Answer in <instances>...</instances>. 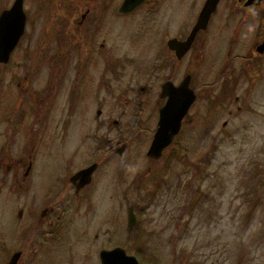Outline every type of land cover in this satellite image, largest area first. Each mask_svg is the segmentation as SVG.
<instances>
[{
	"label": "rangeland",
	"instance_id": "374dc122",
	"mask_svg": "<svg viewBox=\"0 0 264 264\" xmlns=\"http://www.w3.org/2000/svg\"><path fill=\"white\" fill-rule=\"evenodd\" d=\"M85 1L88 0H72V4L78 8ZM11 3L0 0V12ZM65 3L66 0H24V34L9 61L0 62V104L6 96L23 97L25 106L34 96L33 100L43 104L40 111L28 112V126L20 131L11 130V123L0 116V146L9 145L0 147V264L31 241L32 259L26 260L25 249L19 264H99V249L114 245L134 255L139 264H264V96L258 92L260 82L253 76L238 78L246 66L250 70L247 59H240L236 66V84H228L224 78L227 50L236 34L239 33L235 52L247 54L251 53L253 40L264 36V7L257 17L249 18L245 30L244 25L240 27L241 11L230 18L222 2L210 24L198 34V47L210 58L204 56L199 66L196 48L184 60L183 72L197 73V83L199 77L207 84L219 81L215 82L219 87L212 99L201 84H195L199 95L184 120L185 157L180 161L175 140L159 159L147 156L149 141L141 143L145 132L137 128L139 118L135 114L139 108L128 107L132 98L123 96L124 89L133 87L130 71L136 56L144 53L147 60L158 50L160 25L156 35L148 40L140 38L144 47L134 46L136 31L109 32L101 52L114 62L119 78L107 75L100 81L107 66L95 71L87 69L82 77L83 67L76 68L72 63L67 68L64 58L53 62L50 57L62 56L68 43L67 32L46 36V4L55 9L57 18L66 19L65 14L71 10L67 12ZM202 5L203 0H183L179 19L184 34ZM152 8L146 4L135 19L146 16L148 10L151 19L158 17ZM121 21L119 18V27L130 28ZM78 51L76 48L77 56ZM200 56L199 52L198 59ZM262 63L264 57L259 65ZM207 70L205 78L202 74H208ZM87 88H94L100 98L86 100V111L82 113V100L76 96H88ZM232 88L240 95L237 101L234 96L225 99ZM12 103L2 107L9 109ZM189 118L192 122L186 121ZM31 161L33 177L17 181L14 174L22 177ZM92 161L100 162L94 175L97 187L93 197L100 218L86 222L84 213L88 214L90 201L83 200L82 194L75 198L82 204L79 214L74 210L66 215L72 232L64 243L43 240L42 236L29 240V232L21 236L29 231L31 216L24 211L23 218H17V209H26L30 201L32 211L36 210L42 198L39 192L46 191L39 189V183L44 180L53 194L55 190L65 193L71 188L69 177ZM162 167H166L167 175L159 180ZM86 192L87 188L85 195ZM131 206L136 221L129 229Z\"/></svg>",
	"mask_w": 264,
	"mask_h": 264
},
{
	"label": "flooded vegetation",
	"instance_id": "af4514ba",
	"mask_svg": "<svg viewBox=\"0 0 264 264\" xmlns=\"http://www.w3.org/2000/svg\"><path fill=\"white\" fill-rule=\"evenodd\" d=\"M11 1L12 3L10 7L12 6L15 0H11ZM124 1L125 0H88L79 4L78 7L79 9H78L76 4H72V0H66V3L64 4V8H67V12L71 10L70 11L71 13L65 14L66 19L57 18L58 15L55 14L57 13L55 12V9L53 10L52 6H48V4H46V9L49 12L48 13L49 17L46 18L44 23V27H47L45 28V31L46 33H48L46 36L49 38L51 35L54 36L55 33L67 32L66 40L68 43V47L64 50V53L62 55L63 57L58 56V54H55L53 56L52 54L50 56L51 60L53 62H60L61 58H64L63 61L64 66H66L67 68L72 67L73 66L72 63H74L76 68L83 67V69H81L82 77L86 73L87 69H92V71H95L96 69H104V67L107 66L105 68L103 75L99 76V77H103V79H100V81H103L107 77V75H109L112 78H119L118 73L116 72L114 67V62L111 63L101 52V49L106 44L107 37L109 36V32L127 31L128 34H130L131 32L136 31V33L133 36H136V39L134 40V46L137 47L141 44H142L141 46H143L144 44L141 42L140 38L147 37L148 40L149 36L156 35L155 31L160 25L159 33L162 32V35L160 36L161 38H160V45L158 47V50L154 51L151 55H149L147 60L145 59L144 53L141 54L139 53L136 56L133 63V68L130 71L131 80L133 81L132 82L133 87H128L124 89L123 96L128 100L132 98L131 106L129 101L128 107H130L131 109H134L136 107L137 109L139 108L138 112L135 114V116L139 118V123L137 125V128L139 131L142 130L145 132V137L141 140V143L146 144L147 141H149V146H148L149 149L154 139L156 130L158 128L161 110L168 105L170 97L173 96L177 97V92L181 93L180 92L181 90H179V88L182 85L183 81L188 78L187 85L193 91L195 98L191 103V105L189 106L187 112L181 119V124L178 133L174 135L172 141L165 147V149L162 152L163 155L165 150L169 148V146L175 140L176 143L178 144V149L175 148L176 154L178 155V159L180 157V161H181V159L185 157L184 156L185 151L182 152V144H185L183 131L185 127H187L186 126L187 124H184V120L187 117V115L190 113L193 106H195V103L197 102L199 95L198 87L195 84L198 83L199 85L201 84V87L205 88V91L207 92L206 95L208 97L212 96V99L217 95V91L219 87L218 84H216L219 81L210 80V83L207 84L208 81L206 82V80H202L199 77L197 83V73L183 72L184 60L187 58V55L189 53H195L194 50L196 48H197V53L195 55L197 56V61L199 60L198 61L199 66L201 64L200 61L201 62L203 61L204 56H207L208 59L210 58L209 54L208 55L205 54V50L200 51V47H198L197 36L204 29H199L197 31L191 44L184 52L183 50L185 47L182 44V42L185 41L188 38L189 34L191 33L206 0H203V5L200 11L198 12L195 22L191 25V28L185 34L183 31V24L179 19L183 0H142L131 10L122 11L121 8ZM248 1L249 0H219L216 11L218 10L222 2H224V5L228 8L227 15L230 18L234 17V15L238 11H241L240 27L242 28V26L244 25L246 30L249 22V18L251 16L257 17L258 12L259 11L261 12V8L264 7V0H260L257 3L254 2L255 0H250L251 3H248ZM146 4L153 6L152 8L153 15L158 13V17L153 16V19H151L152 14L148 10L145 12L146 16L139 19H135L138 13L140 12V10ZM5 9L7 8H4L3 10ZM216 11L211 15L208 25L210 24V21L212 20V17L216 13ZM119 18L122 20L121 21L122 23L126 24L125 28L128 27L130 28L124 29L123 25L119 27V23H118ZM151 22L154 23L150 24ZM254 30H255V26H254ZM238 35L239 33L236 34L232 43L231 44L229 43V48L227 50L228 62L226 63L224 78L228 84L229 83L236 84V77H235V72L237 69L236 66H238L240 59L244 61H246L247 59V61L249 60V62L247 63L250 70H248L246 66L244 73L240 75L238 78L243 80V78L246 76L249 79H251V76H253L255 78V81L260 82V84L257 86L258 92L260 93L261 96H264V64L262 63L263 65L261 66L259 65V61L262 62V59L264 57V51L259 50V47L262 45V42L264 41V36L262 35L253 40L252 49L250 53L251 55H250L247 53H242L241 51L235 52V49L237 48ZM101 39H103V41ZM172 39H176L178 42H175L176 44L173 47H170ZM229 40L230 39L228 38L227 44ZM206 42L207 40L205 39L203 41V46H202L203 48ZM149 43L151 44L150 41ZM76 48L80 49V51H78L79 52L78 56L75 54ZM199 52L201 53V56L198 59ZM229 56L230 58L228 60ZM105 60H106V65H104ZM202 75H204L206 78L209 75V72L208 74L204 73ZM137 83H139V87L135 88V85ZM155 87H157L156 90ZM85 93L88 96H76L77 99L82 100V106L80 110V112L82 113L86 111L85 109L86 100H93L95 98L96 99L100 98V96H96L97 91H94V88H87L85 90ZM154 93L155 96L153 95ZM137 94L138 96H136ZM229 96H234V99L237 101L239 100L240 95H238L236 89L232 88L230 90V93L226 94L225 99L226 100L229 99ZM33 97H31L32 100L31 99L28 100V105L26 106L23 101L24 100L23 97H18V99L16 98L14 99L12 97L9 98L8 96H6L4 101L0 104V116L3 117L4 122L8 121L9 123H11V127H12L11 130L15 129L17 131H20L22 127L26 128L28 126L27 124L28 118H26L28 112L36 111V110L40 111V107L43 104L41 105L40 102L38 103L35 99L33 100ZM179 97L181 96H178V98ZM110 98H115V96H110ZM42 99L43 102H45L43 96ZM9 101H13L11 107L9 109H4L2 105L3 106L6 105L7 102ZM134 103L136 104L134 105ZM112 110L114 112V108L111 109L109 108L110 112H112ZM99 113L100 110L98 111V114ZM186 121L192 122V118H189ZM30 142L35 143V140L32 141L30 139ZM8 146L9 145L4 144L0 147L6 148ZM120 149H118V151ZM121 150L123 151V149ZM147 156L155 159H159L161 157V156L158 158L152 157L149 156L148 154ZM2 160L3 159L0 158V165L2 164ZM94 163L96 164V168L92 172V174L89 175V180L81 183L78 187L74 185L71 181V178L76 174V172ZM32 164L33 162L31 161V165H30L31 168H32ZM85 167L78 169L69 177L71 188L69 189V191H66L65 193H62V190H55V194H53L51 189H47L49 188V185L45 184L43 182L44 180H42V182L39 183V187H40L39 189L41 191L46 189V191L39 192L38 195L41 196L42 198L39 201V204L37 203L36 210L32 211V208L30 206V201L26 202L27 204L29 203L26 209L25 208H21L19 210L17 209V218L19 217L20 219H22L23 216L25 215L24 211H27L28 215L31 216L30 224L28 226L29 231L26 232L25 230L23 234L21 233L22 235L20 234L21 236H24V234H27L29 232V236H28L29 240L32 239L35 241V238L37 236H42L44 238L43 240H50V241L57 240V242L64 243L69 238V232H72L71 231L72 227H70L69 225L70 224L69 220H66V215L68 211H74V210L76 211V213L79 214L82 208V204L80 201L75 200V198H77L76 196L81 197L82 194L83 196L81 198L82 199L84 198L83 200L90 201L88 214L86 212L84 213L88 217V220H86V222L92 223L94 220L96 222L97 218H100L97 212L98 206L95 204V199H93L97 187L95 183L96 181L94 175L95 172L100 168V162L92 161L89 164H87ZM30 170L27 173L24 172L22 174V177H19L20 175L18 176V174H14L15 176H17L16 177L17 181L19 180L22 182H26L28 181V178L30 176L33 177V174L30 173ZM166 175H167L166 167H162L157 178L160 180L163 179V177ZM77 181H79V178L77 179ZM153 184L158 187L160 186L159 183H158L159 185L156 183V180H154ZM20 186L22 187L23 184H20ZM86 188H87V192L85 195L84 191L86 190ZM32 197L35 199L34 196ZM66 198H70V200L69 201L68 199L65 200ZM89 213L92 216H89ZM72 219L73 218H71V220ZM32 221L33 223H31ZM34 234L36 236L33 238ZM112 235H110L109 238H112ZM16 240L18 245V220L16 227ZM32 246H33V241H31V243L29 244L23 245V247L20 250H18V248L15 249L13 252L9 254L7 260L4 261V264L8 263L9 259L15 252L20 251L21 254L17 262V264H19L25 249L27 250L26 260L32 259V256L34 254L33 250L32 252H29L30 250L29 248H31ZM116 247L119 246L114 245L109 248H100L98 251L99 264H102L101 255H100L101 251L103 249L112 250Z\"/></svg>",
	"mask_w": 264,
	"mask_h": 264
},
{
	"label": "water",
	"instance_id": "95a60500",
	"mask_svg": "<svg viewBox=\"0 0 264 264\" xmlns=\"http://www.w3.org/2000/svg\"><path fill=\"white\" fill-rule=\"evenodd\" d=\"M23 1L24 0H15L10 8L3 10L0 14V62L2 63L9 61L12 51L24 34L26 13L23 8ZM141 1L142 0H125L121 9L122 11H129ZM259 1L260 0H255L254 2L257 3ZM218 2L219 0H206L191 33L188 38L182 42L185 47L183 52L189 47L197 31L199 29H205L208 26L209 19L216 11ZM248 3H251L250 0ZM175 42L178 41L172 39L170 47H173L176 44ZM259 50L264 51V41L259 47ZM187 84L188 78L183 81L179 88L181 93L177 92V97H170L168 105L161 110L158 128L147 152L149 156L160 157L165 147L172 141L173 136L178 133L181 119L195 98L193 91ZM178 96L181 97L178 98ZM119 153L122 154L121 149ZM30 165L31 163L26 168V173L29 171ZM95 168L96 164L94 163L77 171L71 178L72 183L78 187L81 183L88 181L89 175L92 174ZM78 178L79 181H77ZM135 221L136 217L131 206L128 213V227L131 228ZM20 254V251L15 252L7 264H17ZM100 255L102 264H139L134 255L126 254L121 247H116L112 250L103 249Z\"/></svg>",
	"mask_w": 264,
	"mask_h": 264
}]
</instances>
